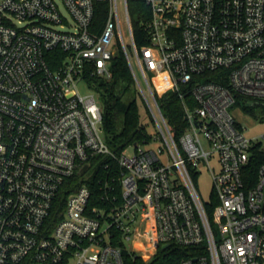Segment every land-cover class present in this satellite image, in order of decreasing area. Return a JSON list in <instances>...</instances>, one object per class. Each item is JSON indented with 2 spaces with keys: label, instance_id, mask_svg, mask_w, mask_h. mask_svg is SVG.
Instances as JSON below:
<instances>
[{
  "label": "built area",
  "instance_id": "built-area-1",
  "mask_svg": "<svg viewBox=\"0 0 264 264\" xmlns=\"http://www.w3.org/2000/svg\"><path fill=\"white\" fill-rule=\"evenodd\" d=\"M130 1L0 0V264H124L118 241L147 263L177 245L198 251L181 264H264V136L231 113L264 105V0H143L144 45ZM118 51L154 128L120 155L89 81L112 78ZM169 91L178 141L158 102ZM96 158L117 162L119 198L93 205L83 183L58 205Z\"/></svg>",
  "mask_w": 264,
  "mask_h": 264
},
{
  "label": "trees",
  "instance_id": "trees-1",
  "mask_svg": "<svg viewBox=\"0 0 264 264\" xmlns=\"http://www.w3.org/2000/svg\"><path fill=\"white\" fill-rule=\"evenodd\" d=\"M129 7L137 43L144 45L145 42L142 40L144 34L142 21L149 16V9L143 0H131ZM104 16L105 13L102 11L98 20H103ZM89 81L93 85L102 107L104 137L109 148L116 155H120L131 145H141L148 142L149 125L144 123L147 115L144 113L146 118H142L144 107L124 55L118 51V56L113 59L112 78L110 80L92 78ZM160 83V81L157 82L159 88H161ZM158 102L175 140L178 141L187 125L179 94L175 91H169L159 98ZM237 105L250 112L255 110V105L250 106L244 98H240ZM96 159L98 166L95 167L97 171H95L94 176L88 180H81V178L70 180L72 181V186H63L58 205L63 206L68 195L83 185V183L88 185L93 193V205L103 203L102 197L111 200L116 195L119 198L121 187L118 179L119 168L117 162L113 158ZM104 182L108 184L106 191L103 189ZM112 187L114 189L113 192L112 190L107 191ZM114 244L122 247L124 264H181L183 260L198 255V251L195 248L171 245L168 249H159L157 255L147 263L141 257H135L123 243L118 241Z\"/></svg>",
  "mask_w": 264,
  "mask_h": 264
},
{
  "label": "rangeland",
  "instance_id": "rangeland-1",
  "mask_svg": "<svg viewBox=\"0 0 264 264\" xmlns=\"http://www.w3.org/2000/svg\"><path fill=\"white\" fill-rule=\"evenodd\" d=\"M157 82H159L157 80ZM81 91L86 92L87 90L84 86H81ZM250 106L255 105V110L253 112L244 110L242 106H234L231 109V113L236 119L237 123L244 129L245 135L248 138H259L262 139L264 136V105H260L252 100H246ZM259 105V106H258ZM144 107V106H143ZM145 108H143L142 118H146ZM149 131L154 132V128L149 126ZM132 148L127 149V153H131ZM216 167V163L213 164ZM198 186L200 193L205 200H209L212 192V177L209 170L204 169L201 171L198 180Z\"/></svg>",
  "mask_w": 264,
  "mask_h": 264
},
{
  "label": "water",
  "instance_id": "water-1",
  "mask_svg": "<svg viewBox=\"0 0 264 264\" xmlns=\"http://www.w3.org/2000/svg\"><path fill=\"white\" fill-rule=\"evenodd\" d=\"M116 56H117V53H115V57H116ZM86 168H87V167H85L84 170H86ZM169 247H170V245H163V246H162V249L164 250V249H167V248H169Z\"/></svg>",
  "mask_w": 264,
  "mask_h": 264
}]
</instances>
